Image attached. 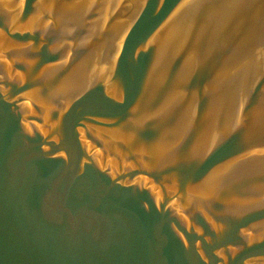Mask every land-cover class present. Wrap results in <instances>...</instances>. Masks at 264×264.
I'll return each instance as SVG.
<instances>
[{
	"label": "water",
	"instance_id": "1",
	"mask_svg": "<svg viewBox=\"0 0 264 264\" xmlns=\"http://www.w3.org/2000/svg\"><path fill=\"white\" fill-rule=\"evenodd\" d=\"M0 264H264V0H0Z\"/></svg>",
	"mask_w": 264,
	"mask_h": 264
}]
</instances>
